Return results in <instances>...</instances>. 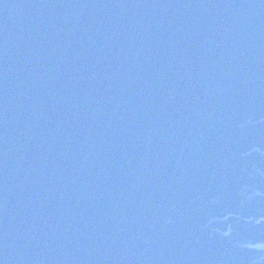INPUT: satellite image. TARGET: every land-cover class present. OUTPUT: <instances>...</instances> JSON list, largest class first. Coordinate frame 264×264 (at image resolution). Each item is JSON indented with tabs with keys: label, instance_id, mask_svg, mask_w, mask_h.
Masks as SVG:
<instances>
[{
	"label": "water",
	"instance_id": "1",
	"mask_svg": "<svg viewBox=\"0 0 264 264\" xmlns=\"http://www.w3.org/2000/svg\"><path fill=\"white\" fill-rule=\"evenodd\" d=\"M0 264H264V0H0Z\"/></svg>",
	"mask_w": 264,
	"mask_h": 264
}]
</instances>
